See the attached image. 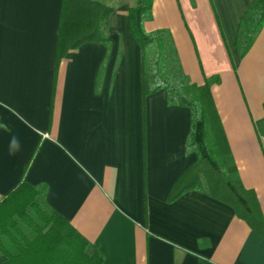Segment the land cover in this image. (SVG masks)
<instances>
[{"label": "crops", "instance_id": "obj_1", "mask_svg": "<svg viewBox=\"0 0 264 264\" xmlns=\"http://www.w3.org/2000/svg\"><path fill=\"white\" fill-rule=\"evenodd\" d=\"M253 1L153 0L144 27L170 31L192 83L218 77L211 92L232 159L264 216V27L243 56L237 48ZM61 4L0 0V192L22 176L45 184L48 205L102 264H264V233L227 203L199 190L167 201L196 160L190 110L168 105L163 89L143 98L128 4L108 17V46L83 43L56 64Z\"/></svg>", "mask_w": 264, "mask_h": 264}, {"label": "trees", "instance_id": "obj_2", "mask_svg": "<svg viewBox=\"0 0 264 264\" xmlns=\"http://www.w3.org/2000/svg\"><path fill=\"white\" fill-rule=\"evenodd\" d=\"M152 1L62 0L56 64L83 43L108 46V17L120 4H128L129 28L141 48L143 98L163 89L168 105L190 110L186 152H195L196 160L175 181L167 201L189 190L206 191L230 205L254 230L264 233V216L256 195L242 185L214 104L211 86L218 77H206L201 85L190 81L170 31H147L144 27L152 18ZM262 27L264 0H254L240 24V56L248 51ZM46 192L45 184L30 185L22 176L0 200V253L7 258L5 264H63L66 260L69 264H102L103 254L48 205Z\"/></svg>", "mask_w": 264, "mask_h": 264}, {"label": "built area", "instance_id": "obj_3", "mask_svg": "<svg viewBox=\"0 0 264 264\" xmlns=\"http://www.w3.org/2000/svg\"><path fill=\"white\" fill-rule=\"evenodd\" d=\"M4 194L0 192V200L3 198Z\"/></svg>", "mask_w": 264, "mask_h": 264}]
</instances>
